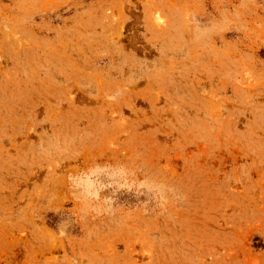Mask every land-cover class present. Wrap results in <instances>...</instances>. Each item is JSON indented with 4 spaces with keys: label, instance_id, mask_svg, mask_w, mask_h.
<instances>
[{
    "label": "rangeland",
    "instance_id": "374dc122",
    "mask_svg": "<svg viewBox=\"0 0 264 264\" xmlns=\"http://www.w3.org/2000/svg\"><path fill=\"white\" fill-rule=\"evenodd\" d=\"M0 264H264V0H0Z\"/></svg>",
    "mask_w": 264,
    "mask_h": 264
}]
</instances>
